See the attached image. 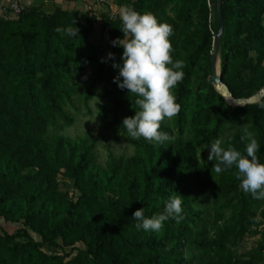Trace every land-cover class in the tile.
<instances>
[{"label":"trees","instance_id":"trees-1","mask_svg":"<svg viewBox=\"0 0 264 264\" xmlns=\"http://www.w3.org/2000/svg\"><path fill=\"white\" fill-rule=\"evenodd\" d=\"M118 4L172 27V56L184 61L185 76L173 89L181 110L161 122V131L174 140L136 141L122 128L140 109L138 97L113 82L118 70L112 65L122 63L123 49L112 43L124 38L121 16L26 8L18 20H0V219L21 225L18 235L0 234V264H264L263 244L246 255L228 252L264 225V199L240 188L237 169L218 174L208 161L216 139L246 155L241 137L252 132L264 164V98L233 106L209 84L217 13L213 20L208 0ZM221 13L223 84L234 99H250L264 90V0H221ZM197 19L196 43L181 59L183 38ZM99 24L108 46L92 39ZM68 26H77L80 37L56 31ZM101 86L104 129L135 150L130 157L111 155L106 169L97 165L90 137L71 142L60 136L79 116L92 114ZM62 175L78 197L61 190ZM180 194L179 223L169 220L159 233L135 227V211L162 213L168 198Z\"/></svg>","mask_w":264,"mask_h":264},{"label":"clouds","instance_id":"clouds-1","mask_svg":"<svg viewBox=\"0 0 264 264\" xmlns=\"http://www.w3.org/2000/svg\"><path fill=\"white\" fill-rule=\"evenodd\" d=\"M121 21L120 30L124 38L112 43L123 49L122 63L114 62L112 65L118 70L113 82L121 90L138 97L135 102L140 109L134 117L124 118L122 128L132 140L143 138L150 143L163 145L168 142L171 145L174 137L161 131V122L171 120L180 112L181 105L173 89L185 76L182 70L184 61L174 60L172 56V27L159 22L150 12L141 14L131 8L121 12ZM56 31L63 36L80 37L77 26L57 27ZM107 59L115 61V54L109 53ZM241 139L245 142L246 155L235 147H223L221 139L210 144L208 161H215L211 171L219 174L237 169L235 175L241 181L240 188L254 199H264V164L259 162L256 155L260 144L252 132H247ZM181 196H170L164 211L151 217L145 215L144 209L135 211V227L145 232L159 233L165 222L174 219L179 223L184 218Z\"/></svg>","mask_w":264,"mask_h":264},{"label":"rangeland","instance_id":"rangeland-1","mask_svg":"<svg viewBox=\"0 0 264 264\" xmlns=\"http://www.w3.org/2000/svg\"><path fill=\"white\" fill-rule=\"evenodd\" d=\"M208 1L210 3V7L213 10L214 20V16L216 15V13L218 16L216 0ZM122 11L123 10H117L115 13L116 15L121 16ZM198 28L199 21L197 19L183 38V46L180 51L181 59H183L192 51V45L196 43V38L198 36ZM92 39L94 42L100 43L102 46L109 45L108 36L103 32L101 24L97 25L95 34L93 35ZM209 54L211 57L212 72H217L218 74H220L222 68V58L221 38L218 33L214 35L211 47L209 48ZM88 80L89 75L87 71L84 74V79L82 80V82L84 84H87ZM223 85L226 86L225 84ZM105 89V86H101L94 100L91 102V115L79 116L76 123L72 127L65 128L60 133V136L71 142H77L80 139L85 138L86 136L90 137L94 144V152L96 154L97 165L102 169H106L108 160L111 155L115 157H130L134 155L135 152L134 147L131 146L124 138L114 132L104 129L103 121L99 117V111L102 106L106 105V100L103 98ZM196 162H199L198 158L194 160L193 166H195ZM59 184L61 190H63L64 192H67L70 195L76 194V197L79 196V194L75 192L73 188V182L67 179L64 175L60 176ZM20 227L21 225L8 224L3 219H0V234L18 235L17 233ZM29 233L36 242H42L40 236L33 234L31 231H29ZM23 239L25 238L20 237L19 240ZM260 244L264 245V225H261L258 228L257 234L246 237L243 243H241L237 248L228 250V252L232 256L246 255L258 248ZM44 250L49 254H56L60 252V250L57 248L45 247Z\"/></svg>","mask_w":264,"mask_h":264},{"label":"crops","instance_id":"crops-1","mask_svg":"<svg viewBox=\"0 0 264 264\" xmlns=\"http://www.w3.org/2000/svg\"><path fill=\"white\" fill-rule=\"evenodd\" d=\"M15 0H0V11L9 7ZM25 8H38L47 14L52 13L56 9L63 11H74L80 15L92 12L97 16L106 13L107 8L97 5L92 0H17ZM119 0H110L109 8L113 12L124 10L123 6L118 4Z\"/></svg>","mask_w":264,"mask_h":264},{"label":"built area","instance_id":"built-area-1","mask_svg":"<svg viewBox=\"0 0 264 264\" xmlns=\"http://www.w3.org/2000/svg\"><path fill=\"white\" fill-rule=\"evenodd\" d=\"M97 5H101L107 8L106 13L110 17V19H116L118 15L115 12L110 10L109 4L110 0H92ZM25 6L22 5L19 1H13L8 8L0 11V20H18L22 13L25 11Z\"/></svg>","mask_w":264,"mask_h":264},{"label":"water","instance_id":"water-1","mask_svg":"<svg viewBox=\"0 0 264 264\" xmlns=\"http://www.w3.org/2000/svg\"><path fill=\"white\" fill-rule=\"evenodd\" d=\"M216 4H217V9H218V11H217L218 12V19H219V22H220V30H219L218 35L222 39L223 17H222V13H221V0H216ZM209 84L211 86L215 87V89L218 91L217 86L223 85V80H222L221 73L217 74V72H213L212 77L209 79ZM263 98H264V90L260 91L257 95H255L254 97H252L250 99H240V100L235 99L236 102L240 103V104L239 105H233V106H245V105H248V104L258 103V102H261L263 100ZM230 105H232V104H230Z\"/></svg>","mask_w":264,"mask_h":264},{"label":"bare ground","instance_id":"bare-ground-1","mask_svg":"<svg viewBox=\"0 0 264 264\" xmlns=\"http://www.w3.org/2000/svg\"><path fill=\"white\" fill-rule=\"evenodd\" d=\"M218 74V73H217ZM218 92L224 96L227 101L232 105H239L240 103H237L234 98H232L230 92L228 91V88L224 85L217 86Z\"/></svg>","mask_w":264,"mask_h":264}]
</instances>
